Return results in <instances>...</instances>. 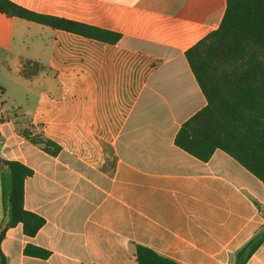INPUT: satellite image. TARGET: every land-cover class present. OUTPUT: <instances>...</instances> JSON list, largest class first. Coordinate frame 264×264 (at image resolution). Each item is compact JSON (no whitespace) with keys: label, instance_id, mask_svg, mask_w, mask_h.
I'll use <instances>...</instances> for the list:
<instances>
[{"label":"crops","instance_id":"1","mask_svg":"<svg viewBox=\"0 0 264 264\" xmlns=\"http://www.w3.org/2000/svg\"><path fill=\"white\" fill-rule=\"evenodd\" d=\"M11 1L121 38L0 13V66L18 91L14 117L0 100V158L34 170L24 207L46 220L33 238L21 224L7 231V264H138L137 245L182 264H235L264 226V185L222 150L203 162L175 144L207 105L186 52L219 27L227 0ZM28 61L43 68L30 79ZM31 126L60 153L22 137ZM28 244L51 256L25 255ZM247 264H264V243Z\"/></svg>","mask_w":264,"mask_h":264},{"label":"trees","instance_id":"2","mask_svg":"<svg viewBox=\"0 0 264 264\" xmlns=\"http://www.w3.org/2000/svg\"><path fill=\"white\" fill-rule=\"evenodd\" d=\"M0 13L107 43L121 38L114 32L37 14L11 0H0ZM186 57L207 105L182 125L175 144L203 162L209 161L216 150H222L264 185V0H227L219 27L191 47ZM42 70L37 63L28 61L21 74L30 79ZM4 121L0 116V124ZM36 129L31 126L20 134L49 155H58L62 148ZM4 174H8L10 184L7 198ZM33 175L34 170L27 165L0 158L4 207L0 264H7L1 243L9 229L21 224L24 234L33 238L46 224L44 217L24 207L25 182ZM5 200L10 219H6ZM259 209L264 218V209ZM263 243L264 226L236 252L235 264H247ZM24 253L41 259L51 256L49 250L32 244L26 245ZM136 260L138 264H182L141 245L136 246Z\"/></svg>","mask_w":264,"mask_h":264},{"label":"rangeland","instance_id":"3","mask_svg":"<svg viewBox=\"0 0 264 264\" xmlns=\"http://www.w3.org/2000/svg\"><path fill=\"white\" fill-rule=\"evenodd\" d=\"M8 69H9L8 66H4V67L0 66V87L6 86L8 89V92L6 95H3V93L0 91V100L1 102L5 103L4 106L6 110H8V114L14 117L13 110L15 106H17L15 101L18 98V91L16 90L14 83L11 81V77H9L7 73ZM23 127L25 126H20L19 124H17L18 129H23ZM4 175H5L4 190H5V194L7 198L10 192V184L8 180V174H4ZM5 202H6V219H10V208L6 200ZM3 212H4V207H3Z\"/></svg>","mask_w":264,"mask_h":264}]
</instances>
